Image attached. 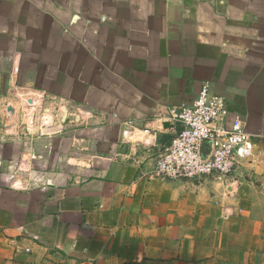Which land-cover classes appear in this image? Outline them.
<instances>
[{
    "label": "crops",
    "instance_id": "1",
    "mask_svg": "<svg viewBox=\"0 0 264 264\" xmlns=\"http://www.w3.org/2000/svg\"><path fill=\"white\" fill-rule=\"evenodd\" d=\"M5 58L8 90L75 118L34 143L0 128V264H264V168L158 178L174 132L147 123L208 84L264 150V0H0Z\"/></svg>",
    "mask_w": 264,
    "mask_h": 264
},
{
    "label": "built area",
    "instance_id": "2",
    "mask_svg": "<svg viewBox=\"0 0 264 264\" xmlns=\"http://www.w3.org/2000/svg\"><path fill=\"white\" fill-rule=\"evenodd\" d=\"M74 118L60 98L43 91L16 86L5 94L0 92V122L7 123L0 125L1 130L29 143L65 133ZM152 122L161 128L165 122L174 126L171 142L155 157L152 174L158 178L198 183L217 180L236 186L251 181L250 174L256 168L253 164L264 168L258 135L250 131L243 115L230 116L227 99L214 94L208 84L202 86L193 103L167 106L147 123ZM124 124L135 130L134 121Z\"/></svg>",
    "mask_w": 264,
    "mask_h": 264
},
{
    "label": "rangeland",
    "instance_id": "3",
    "mask_svg": "<svg viewBox=\"0 0 264 264\" xmlns=\"http://www.w3.org/2000/svg\"><path fill=\"white\" fill-rule=\"evenodd\" d=\"M8 69H9V62H8V60L5 58L3 63L0 61V70H1V71L4 70V72L7 73ZM7 82H8V81H6L5 78L2 79V80H0V92H1L2 94H3V93L5 94V93L8 91V86H6V83H7ZM46 82H47V81H45V82L40 81L41 84H44V83H46ZM13 102H15V101H13ZM4 124H7L6 121H5V120H1L0 125L3 127ZM137 138H138V136H137L136 138H134V139H137ZM138 139H139V138H138Z\"/></svg>",
    "mask_w": 264,
    "mask_h": 264
},
{
    "label": "water",
    "instance_id": "4",
    "mask_svg": "<svg viewBox=\"0 0 264 264\" xmlns=\"http://www.w3.org/2000/svg\"><path fill=\"white\" fill-rule=\"evenodd\" d=\"M163 126L165 129H172L174 127L170 122H165ZM207 150H208V146L205 145L204 152L206 153Z\"/></svg>",
    "mask_w": 264,
    "mask_h": 264
}]
</instances>
